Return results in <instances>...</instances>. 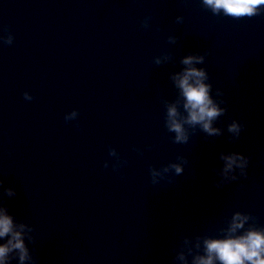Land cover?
I'll return each instance as SVG.
<instances>
[{"label": "water", "instance_id": "water-1", "mask_svg": "<svg viewBox=\"0 0 264 264\" xmlns=\"http://www.w3.org/2000/svg\"><path fill=\"white\" fill-rule=\"evenodd\" d=\"M191 54L205 56L197 67L226 111L219 135L185 125L178 143L167 113L186 115L173 77ZM233 152L249 157L248 175L218 187ZM0 180V207L28 226L26 264H184L182 251L191 264L236 211L264 228V13L234 19L202 0H0Z\"/></svg>", "mask_w": 264, "mask_h": 264}, {"label": "clouds", "instance_id": "clouds-1", "mask_svg": "<svg viewBox=\"0 0 264 264\" xmlns=\"http://www.w3.org/2000/svg\"><path fill=\"white\" fill-rule=\"evenodd\" d=\"M203 7L215 15H223L234 19L251 18L264 13V0H202ZM205 60L204 55L191 54L186 56L182 63L187 67L182 72L175 74L173 79L180 90L183 98V108L186 115L181 118L176 105H171L167 113V127L174 132L175 141L186 143L189 139L185 125H199L208 135H219L221 129L213 127L214 122L226 111L213 99L212 85L206 83L208 73L204 68L197 67ZM159 63V61H157ZM24 99L31 101L34 97L24 93ZM78 116V110L73 111L65 119L72 120ZM239 121H233L228 126V131L239 138L243 130ZM112 155H116L115 150ZM182 159V158H180ZM225 163L221 175L223 180L218 187L241 178L247 177L249 157L233 152L223 157ZM105 168L108 163L105 162ZM170 168L174 169L177 175L184 171L182 163H173ZM237 170L238 174H237ZM167 171V169H165ZM153 182H157L160 173L155 169L151 172ZM3 180H0V186ZM8 196H15L14 188L5 189ZM2 195V194H0ZM252 216L243 211H236L228 226L223 229V235L217 238H206L203 240L202 254L197 252L192 256L191 264H264V228L253 227L249 224ZM25 224L17 225L14 217L4 207H0V264H9L10 254L18 255L20 264L32 261L30 249L25 243ZM187 243V241H186ZM199 238H197L196 249H200ZM189 249V253H192ZM189 264L183 251L178 257Z\"/></svg>", "mask_w": 264, "mask_h": 264}]
</instances>
